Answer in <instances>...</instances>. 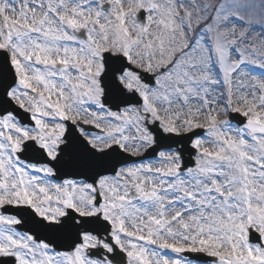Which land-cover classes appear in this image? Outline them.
Wrapping results in <instances>:
<instances>
[{
	"label": "snow or ice",
	"instance_id": "1",
	"mask_svg": "<svg viewBox=\"0 0 264 264\" xmlns=\"http://www.w3.org/2000/svg\"><path fill=\"white\" fill-rule=\"evenodd\" d=\"M0 264H264V0H0Z\"/></svg>",
	"mask_w": 264,
	"mask_h": 264
},
{
	"label": "rangeland",
	"instance_id": "2",
	"mask_svg": "<svg viewBox=\"0 0 264 264\" xmlns=\"http://www.w3.org/2000/svg\"><path fill=\"white\" fill-rule=\"evenodd\" d=\"M213 2H214V0H213ZM215 2H218V0H216ZM169 255H174V254L169 253Z\"/></svg>",
	"mask_w": 264,
	"mask_h": 264
}]
</instances>
